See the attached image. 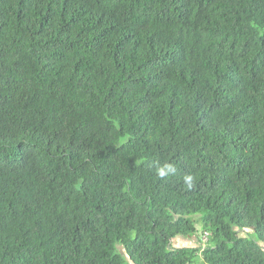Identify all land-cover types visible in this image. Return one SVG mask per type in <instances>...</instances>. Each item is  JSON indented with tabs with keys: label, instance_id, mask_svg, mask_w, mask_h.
<instances>
[{
	"label": "trees",
	"instance_id": "obj_1",
	"mask_svg": "<svg viewBox=\"0 0 264 264\" xmlns=\"http://www.w3.org/2000/svg\"><path fill=\"white\" fill-rule=\"evenodd\" d=\"M0 264H264V0H0Z\"/></svg>",
	"mask_w": 264,
	"mask_h": 264
},
{
	"label": "rangeland",
	"instance_id": "obj_2",
	"mask_svg": "<svg viewBox=\"0 0 264 264\" xmlns=\"http://www.w3.org/2000/svg\"><path fill=\"white\" fill-rule=\"evenodd\" d=\"M197 228H198L197 232L195 233V235L192 236L191 239L180 238V236H179V238H176L172 242V244L174 245V247L175 248H179V247H193V248L202 247V245H201V243H202V236L201 235L203 234V230H202V226H201L200 223L198 224ZM241 235H246V233L245 232H242Z\"/></svg>",
	"mask_w": 264,
	"mask_h": 264
},
{
	"label": "built area",
	"instance_id": "obj_3",
	"mask_svg": "<svg viewBox=\"0 0 264 264\" xmlns=\"http://www.w3.org/2000/svg\"><path fill=\"white\" fill-rule=\"evenodd\" d=\"M209 242V232H205L203 235H202V247L205 248V246H207V243Z\"/></svg>",
	"mask_w": 264,
	"mask_h": 264
},
{
	"label": "clouds",
	"instance_id": "obj_4",
	"mask_svg": "<svg viewBox=\"0 0 264 264\" xmlns=\"http://www.w3.org/2000/svg\"><path fill=\"white\" fill-rule=\"evenodd\" d=\"M201 245H203V243H201Z\"/></svg>",
	"mask_w": 264,
	"mask_h": 264
}]
</instances>
